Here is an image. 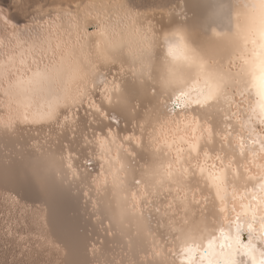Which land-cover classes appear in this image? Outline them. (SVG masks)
<instances>
[{"label":"bare ground","instance_id":"6f19581e","mask_svg":"<svg viewBox=\"0 0 264 264\" xmlns=\"http://www.w3.org/2000/svg\"><path fill=\"white\" fill-rule=\"evenodd\" d=\"M0 15L33 23L0 40V204L21 224L16 251L264 264V0H0ZM123 109L126 127L106 121ZM80 119L91 131L76 151L61 139Z\"/></svg>","mask_w":264,"mask_h":264},{"label":"rangeland","instance_id":"374dc122","mask_svg":"<svg viewBox=\"0 0 264 264\" xmlns=\"http://www.w3.org/2000/svg\"><path fill=\"white\" fill-rule=\"evenodd\" d=\"M29 7V6H28ZM27 7V10H29L30 11V7L28 8ZM28 12V11H27ZM46 19H47V17H46ZM41 21V20H40ZM39 20H37V21H35V22H40ZM25 24V25H24ZM24 26H28V27H32L33 26V23L32 22H22V23H20V24H12L11 22H8V20H6V18L3 16V15H0V40H4L5 41V43H7L8 45L9 44H11V42H10V40H13V37H12V32H10L13 28H17V29H22ZM41 26H44L43 24L41 25ZM94 29L91 27V26H89L88 27V32H92ZM6 35V36H5ZM5 36V37H4ZM3 37V38H2ZM10 38V39H9ZM10 47H11V45H10ZM2 48H4V47H2ZM130 88V91H132V93H134V92H136V91H138L137 90V88L135 87H133V86H131V87H129ZM133 89V90H132ZM98 100V98L97 97H95V98H93V102H95L96 103V101ZM97 104V103H96ZM88 108H89V105L87 106ZM80 111V109L79 108H76L75 109V111H77V112H79ZM99 110H100V108H99ZM81 112H82V110H81ZM82 113H84V112H82ZM106 112L104 111V114H105ZM123 118H111L110 116H108V115H106L105 116V119H106V121H109L110 123H112V124H114V125H120V127H126L128 124H127V122H126V120L129 118V115H128V112L126 111V109H123ZM75 118L78 120L80 117H79V115H78V113L75 115ZM129 122V121H128ZM50 124H48L47 126H48V128H50V126H49ZM52 125H54V124H52ZM89 124L87 123V122H84V120H79L78 122H76V126L75 127H73L72 128V133H70L69 135H67V136H65V137H63L61 140H63V145H72V147L73 148H75L76 149V151L77 150H79L80 149V147L81 146H84L85 144L84 143H81V137H82V135H83V133H87V128H86V130L84 129L85 127H87ZM38 126V125H37ZM36 126V127H37ZM29 128H24L26 131L28 130L29 132H30V129L32 128L31 126H28ZM36 127H34V128H36ZM39 127H41V126H38V128ZM53 127H55V128H57L58 126H52V129H53ZM31 129V130H33L32 131V134H34V135H36V136H38V134L40 133V131L42 132V130L44 129H46L45 128V126H43V127H41V128H43V129H40V130H38V128L37 129ZM34 130H36L35 132H34ZM54 130V129H53ZM52 130V133H54V131ZM88 131H91V129L90 130H88ZM44 134H46V132H44ZM59 134H60V132H59ZM46 135H48V134H46ZM40 136H42V134H40ZM46 139H49V137H47ZM42 142H43V140H42ZM30 143H32V142H30ZM55 143H57V141H55ZM16 148L17 149H19L20 148V146L19 145H17L16 146ZM2 149H4V148H2ZM9 150H10V147L8 148ZM76 151L75 152H72V155H74V157H76V158H78L79 157V154H77L76 153ZM6 152V151H5ZM82 164H85V165H87V168H88V170L89 171H92L93 170V166H92V162H90V161H88V162H85L84 160L82 161ZM148 201H152V199H149ZM37 206H39V205H37ZM147 207V206H146ZM0 212H2V214H0V227H2L3 229L1 230V232H0V246H2V248H4L3 246H4V243L6 244V245H8V244H10V242H11V244H10V249L12 250V248H14V245L12 244V240H13V238H14V243H16V240H15V238L17 237V233L16 234H14V232H12L11 230H16V229H19L20 227H21V224H20V227L19 226H16V227H18V228H14V226H12V222H10V214H8V219L5 221H3L2 222V220L4 219V216H6V209L5 208H2V205L0 204ZM12 212V211H11ZM12 216H14V214H12ZM14 218H18V214H16V216H14ZM8 222H10V226H12V228H10V232H12V234H14V236H12V234H10V235H8V234H6V230L4 229V224H8ZM12 237V238H11ZM24 237V236H23ZM4 239V240H3ZM5 239H7V240H5ZM10 239V240H9ZM20 241V240H19ZM3 242V243H2ZM29 247H32V246H28V248ZM1 248V247H0ZM28 248H26V250H28ZM9 248H8V246L6 247V248H4V250H0V254H2V252H4V254H5V252H6V250H8V252H6L7 254H8V256H5L4 258H2L1 256V258H2V260H0V264H7L8 262V259L6 260V258H10V263L12 264V263H14V264H22V262H26V260L25 261H23L24 259H26V258H24V255L26 256V257H28V252H30L31 251V256H33L34 257V261L36 260V258L38 259V256H39V254H40V252L41 251H37L36 253H39V254H37L36 255V257L34 256V253H33V250H28V252L25 254V252H26V250H25V252H22V250H24V248H20V250H19V248H18V250L16 251V246H15V250H14V254H12V256H10V253L9 252H11V250H10ZM32 249H34L33 247H32ZM17 252V253H16ZM33 253V254H32ZM43 253V252H42ZM51 253L52 252H50V259H52L51 258ZM17 254H18V256H17ZM15 255H16V257H15ZM23 255V256H22ZM41 255H43V256H45L44 255V253L43 254H41ZM40 255V258H44L43 256H41ZM47 256H48V254H46ZM2 256H4L3 254H2ZM23 258H22V257ZM28 257L27 258V263H24V264H31V261H32V264H33V260H30L29 261V259L30 258H32V257ZM17 258L16 260H20L19 258L21 257V260H20V262H17V263H15V261L16 260H14V258ZM39 258V259H40ZM23 259V260H22ZM45 259V258H44ZM46 259H48V257L46 258ZM22 261V262H21ZM29 261V262H28ZM60 260H58V264L60 263L59 262ZM45 262V261H44ZM48 262H49V260H48ZM48 264V263H47ZM50 264V263H49Z\"/></svg>","mask_w":264,"mask_h":264},{"label":"water","instance_id":"95a60500","mask_svg":"<svg viewBox=\"0 0 264 264\" xmlns=\"http://www.w3.org/2000/svg\"><path fill=\"white\" fill-rule=\"evenodd\" d=\"M246 240H247L246 233H242V235H241V242H242V243H245Z\"/></svg>","mask_w":264,"mask_h":264},{"label":"clouds","instance_id":"9594fccd","mask_svg":"<svg viewBox=\"0 0 264 264\" xmlns=\"http://www.w3.org/2000/svg\"><path fill=\"white\" fill-rule=\"evenodd\" d=\"M165 35H166V34H162V35H161V40H162V41H163Z\"/></svg>","mask_w":264,"mask_h":264}]
</instances>
